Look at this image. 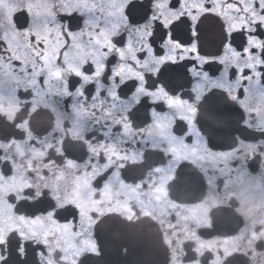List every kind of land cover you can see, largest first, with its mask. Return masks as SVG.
<instances>
[{"label":"flooded vegetation","instance_id":"obj_1","mask_svg":"<svg viewBox=\"0 0 264 264\" xmlns=\"http://www.w3.org/2000/svg\"><path fill=\"white\" fill-rule=\"evenodd\" d=\"M252 3L0 0V264H126L102 229L151 224L165 264H264Z\"/></svg>","mask_w":264,"mask_h":264},{"label":"snow or ice","instance_id":"obj_2","mask_svg":"<svg viewBox=\"0 0 264 264\" xmlns=\"http://www.w3.org/2000/svg\"><path fill=\"white\" fill-rule=\"evenodd\" d=\"M256 5H258L259 8V12L262 13L264 12V0H253L252 6L256 7ZM231 6V5H230ZM97 7L96 4H93L91 8L88 9V11H92L93 9H95ZM101 11H103V9H101ZM237 11H239V8H237ZM71 12H68V14H70ZM80 14L83 15L84 14V9H81ZM219 14V13H216ZM253 16H256V12L252 13ZM103 19L102 17H97L96 21H90V23H92L94 25V27L96 28H100L101 32H103V28H101V25L99 23V21ZM257 22H264V14H261L259 17L258 21H254V23ZM250 31H253L254 28H250ZM119 33H115V35H118ZM82 36L85 34H81ZM30 39V43H29V47H31V45H35L36 48L39 49V51H35V56L39 57L41 61H43L44 63H42L39 67V69H37V71L39 72L40 75H44V73L46 72V68H45V64L47 63V55H46V49H47V45H48V41L43 39V38H39L37 37L36 33H33L32 36L29 38ZM75 40V37L71 34V31L69 30L68 32V39L64 42V44L62 45V54L64 57H67V52H68V48L71 42H73ZM91 43L93 44H99L100 41L98 38H96L95 40L91 41ZM107 48L106 44H101L100 45V52L103 53L104 58L107 59L108 55L110 54V50L109 51H105V49ZM19 59V58H17ZM61 56H57V60H60ZM86 63V62H85ZM93 66L95 68L96 64L95 61H92ZM23 64V62H22ZM32 67L36 68V62L35 60H33L32 62ZM249 67L251 68L252 66L249 65ZM242 71V70H241ZM56 74V73H53ZM77 75H79V73H76ZM111 79V77H110ZM244 79H249V77H244ZM247 91V89H246ZM196 99H199V97H196ZM192 111H196V109H192Z\"/></svg>","mask_w":264,"mask_h":264},{"label":"bare ground","instance_id":"obj_3","mask_svg":"<svg viewBox=\"0 0 264 264\" xmlns=\"http://www.w3.org/2000/svg\"><path fill=\"white\" fill-rule=\"evenodd\" d=\"M102 232L107 234L106 236H115L116 240H121L120 243H123L126 241V239H128V241L131 243V248L128 256L129 259L126 261V264H155L154 257L152 259L151 242L140 239L142 234L145 238L148 236V234L144 233L145 231H143V233L138 232L137 234H135L134 231L129 233H125L124 231H122V233H113L111 229L104 227Z\"/></svg>","mask_w":264,"mask_h":264},{"label":"water","instance_id":"obj_4","mask_svg":"<svg viewBox=\"0 0 264 264\" xmlns=\"http://www.w3.org/2000/svg\"><path fill=\"white\" fill-rule=\"evenodd\" d=\"M219 143H221V141H219ZM133 231L135 232V234H137L138 232L143 233V231L150 234V238L148 236L145 238L144 235L142 234L143 236L141 235L140 239L143 241L145 240V241L151 242L152 259L154 257L155 264H165L164 256H163L162 239L159 237L160 235L158 236V233H159L158 229L154 225L151 224L148 227H143V226L137 227L136 226L134 227ZM154 234L156 236H155V239L153 240V237H151V235L153 236ZM87 263H88L87 261H84L82 264H87ZM101 263H102V258L96 261V264H101Z\"/></svg>","mask_w":264,"mask_h":264}]
</instances>
